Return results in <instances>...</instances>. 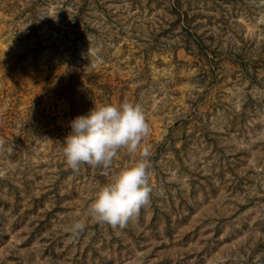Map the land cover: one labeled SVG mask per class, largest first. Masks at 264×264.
Wrapping results in <instances>:
<instances>
[{
    "label": "rangeland",
    "instance_id": "rangeland-1",
    "mask_svg": "<svg viewBox=\"0 0 264 264\" xmlns=\"http://www.w3.org/2000/svg\"><path fill=\"white\" fill-rule=\"evenodd\" d=\"M123 100L150 124V204L72 237L131 160L73 171L64 138ZM0 264H264V0H0Z\"/></svg>",
    "mask_w": 264,
    "mask_h": 264
},
{
    "label": "clouds",
    "instance_id": "clouds-1",
    "mask_svg": "<svg viewBox=\"0 0 264 264\" xmlns=\"http://www.w3.org/2000/svg\"><path fill=\"white\" fill-rule=\"evenodd\" d=\"M93 56L98 65L102 63L95 52ZM70 125L62 153L73 171L84 164L110 170L122 152L131 162L96 188L85 210L68 224V232L72 237L79 236L89 221L125 228L142 207L150 204L153 191L152 151L146 142L151 129L145 108L132 100L93 104L87 114L76 116Z\"/></svg>",
    "mask_w": 264,
    "mask_h": 264
}]
</instances>
